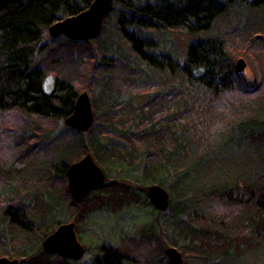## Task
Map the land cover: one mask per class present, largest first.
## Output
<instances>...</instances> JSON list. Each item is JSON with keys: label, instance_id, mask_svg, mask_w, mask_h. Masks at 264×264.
Returning a JSON list of instances; mask_svg holds the SVG:
<instances>
[{"label": "trees", "instance_id": "16d2710c", "mask_svg": "<svg viewBox=\"0 0 264 264\" xmlns=\"http://www.w3.org/2000/svg\"><path fill=\"white\" fill-rule=\"evenodd\" d=\"M93 1L0 0V116H21L6 128L18 132L15 143L23 140L18 148L31 139L19 132L29 126L26 119L36 123L42 139L35 146H42L45 133L73 112L88 82L101 112L97 121L104 120L87 132L65 125L73 158L57 166L55 155L41 148L49 163L30 162V151H18L16 168H7L13 138L7 135L6 145L0 136V251L28 257L23 264H46L44 256L54 253L17 247L64 223L49 224L50 213L69 201V164L90 152L112 179L82 203L71 199L66 211L75 207L76 223L106 206H152L147 185L159 184L174 199L167 217L168 210L149 213L155 220L149 223V264H167L164 237L182 249L185 264H264V159L255 172L216 173V160L205 156L221 141L229 145L239 137L264 147V74L248 80L236 70L235 40L226 29L237 8L257 12L239 38L251 42L252 55L264 66V0H113L99 37L52 38L63 45L54 52L46 45V53L53 52L50 66L36 63L48 28ZM176 31L190 36L184 54L167 46ZM51 68L55 79L47 92ZM139 96L144 102L137 105ZM198 164L205 167L192 173ZM140 247L121 248L122 255L115 243H106L103 259L92 264H134L144 254Z\"/></svg>", "mask_w": 264, "mask_h": 264}, {"label": "rangeland", "instance_id": "374dc122", "mask_svg": "<svg viewBox=\"0 0 264 264\" xmlns=\"http://www.w3.org/2000/svg\"><path fill=\"white\" fill-rule=\"evenodd\" d=\"M259 15L257 12L249 11L245 8H237L235 10V13H232L229 17L228 26H226L227 32L229 33V38L231 40H235L232 44L234 45L233 49V55L236 57L235 64L237 60L244 59L246 61V70L242 72L245 77L248 80H253L254 76L257 72H259L261 75L264 74V66L258 58H255L252 49L255 47L251 45V42H245L242 38H239L241 34L245 33V29L248 30L252 27L253 21H247V19L250 16H256ZM238 34V35H236ZM169 41H168V48L176 49L178 48L181 53L184 54V51L190 42V36H188L186 33L183 32H174L172 35L169 34ZM51 36L49 35V32L45 33L42 42L40 43L41 47L45 46V48L42 50V52L39 51L37 53V56L35 58L36 63H42L44 65H49L48 59L52 57V53L57 50L61 45H63V42L61 44H52L51 43ZM259 42H256V44ZM46 45L50 49H53V52L48 54L46 53ZM258 47V46H256ZM261 48L262 47H258ZM55 54V53H54ZM264 54V53H263ZM51 55V56H50ZM55 74L52 71V68L47 74L46 82H45V89L47 92H50V89H52V85L54 83ZM91 87V88H90ZM81 89V88H80ZM94 90L93 85L88 82L84 85V89H82L80 93L88 92L89 96L91 98V102L93 105V109L95 112V122L94 124H100L99 122H104L103 119L100 121H97V114L101 115V112L96 110L95 106V100L94 95L92 91ZM126 98V96H125ZM136 99L134 102H136L137 105H140L144 102L141 97H135ZM11 116H5V118L2 119V116H0V136L3 137L4 142L6 145H9V140L7 139V135L11 134V138L15 137L17 133H13L11 130H6V128H9L11 126L17 125V118L20 121V115L18 116V113H9ZM15 116L14 119H12L13 115ZM29 126L26 128L25 131L21 130L19 131L24 135L25 137L30 136L31 139L28 142V146L23 148H18V143L20 141H23L18 139V142L15 143V139L11 141L10 147L8 148L7 154L11 152V157L7 161H9L7 168L15 167L14 165H17V159H16V153L18 151H22V153L30 151V154L32 155V158L30 159V162H33L35 160V163H43L47 164L50 162L51 159H48L46 157V154L41 153V148L45 150V153L51 155L54 154L55 158L52 160L56 162V166L59 165L60 162H63L65 160H69L73 158V149L70 145H67L64 141L65 136H67V129L65 126V123L63 121H60L59 125L57 124L56 127L49 130V132H46L45 139L43 140L42 146H35L37 142L41 141V133L36 129V123L33 121H28L26 119ZM93 124V125H94ZM20 125V124H19ZM20 127V126H19ZM49 129V128H48ZM40 134V135H39ZM17 146V147H16ZM21 147V146H20ZM62 147L63 153L60 154L58 152V148ZM90 153V152H87ZM84 155H80V160ZM57 154V155H56ZM6 155V154H5ZM205 156L213 158L216 160L215 166L217 168L216 173H226L227 170L234 172L236 170L245 169L248 170V172L255 170H259L260 166L262 164V160L264 159V147L263 145L260 146H250L248 143L243 142V140L239 137L237 140L232 141L229 145H225L224 141H221L218 146H215L213 151H211L209 154H206ZM34 157V159H33ZM1 159V155H0ZM207 159V158H206ZM26 160V159H25ZM76 160V161H78ZM97 161V160H96ZM1 162V161H0ZM46 162V163H45ZM73 163V162H72ZM97 163L102 167V169L105 171L106 176L108 180L112 179L110 178V173L106 171V168L103 164L97 161ZM71 164V163H70ZM204 164H207L204 162ZM204 164L197 165L192 168V173H198L202 168H204ZM38 167V166H37ZM40 167V166H39ZM229 167V169H227ZM107 180V179H106ZM17 183V182H16ZM106 183V181H105ZM1 180H0V187H1ZM66 189L68 191V180L65 184ZM150 185H147V189ZM167 189V188H166ZM167 191L170 194V198L173 201V196H171L172 191ZM69 193V191H68ZM147 193V192H146ZM69 195V201L72 197ZM99 195H102L99 194ZM50 200V197H49ZM68 203L64 202V205L62 209H53L50 213V219L48 221L49 224L51 222H54L56 220H59L60 218L63 220L64 223L68 222H75L74 217V210L75 207H71L68 211H66V208L68 209ZM95 201H90L87 203L89 206H93ZM139 206V207H138ZM83 207V206H82ZM153 210L152 206L149 207H142L140 205H128L124 206L122 209L117 210L115 208H110L106 206L102 210H96L93 211L92 214L87 219V222H78L76 223V234L79 242L85 247L86 253L84 257L80 261H74L72 259L63 260L59 255L57 254H48L45 255L43 258V261L46 264H92L96 258L101 256V247L106 243H115L117 247H119L118 251L123 255L124 253L121 251V248L125 251L127 247L131 246H141V251L144 252L143 256H139L134 264H149V223L155 221L154 216H149V213ZM117 210V211H114ZM170 210L167 211L165 214L167 217ZM152 213V212H151ZM59 225L54 226V230L52 232H48L49 234L44 236L43 233L41 234L43 238H39V240H35L34 242L20 244L17 247L18 252L24 250L25 248H33L34 251L37 250V247L42 248V242L43 240L52 234ZM44 229V228H43ZM45 231V230H44ZM162 244L164 246V250L171 245L169 243V240L167 237L162 238ZM13 245H8L7 249L9 247H12ZM145 247H148V250L145 249ZM176 247L181 253H184L182 249L179 246ZM0 257H6L9 259H19L21 261V264H23V261L28 258L24 255H20V253H17L15 251L10 250H3L0 251Z\"/></svg>", "mask_w": 264, "mask_h": 264}, {"label": "water", "instance_id": "95a60500", "mask_svg": "<svg viewBox=\"0 0 264 264\" xmlns=\"http://www.w3.org/2000/svg\"><path fill=\"white\" fill-rule=\"evenodd\" d=\"M113 0H94L90 7L77 15L57 21L48 28L51 38L65 36L71 40L88 41L100 36L107 15L112 10ZM246 61L237 60L235 67L240 73L246 70ZM95 122V112L88 92L80 93L75 101L73 112L64 120L66 126L80 132L89 131ZM105 171L97 163L91 153L80 160L69 164L67 168L68 191L77 203L89 193L105 184ZM154 209L165 212L170 207V194L159 184L150 185L146 193ZM45 251L52 252L64 259L81 260L85 255V247L79 242L76 234V223L68 222L58 228L43 242ZM167 264H185L183 253L176 247L165 249ZM0 264H21L19 259L0 257Z\"/></svg>", "mask_w": 264, "mask_h": 264}, {"label": "flooded vegetation", "instance_id": "af4514ba", "mask_svg": "<svg viewBox=\"0 0 264 264\" xmlns=\"http://www.w3.org/2000/svg\"><path fill=\"white\" fill-rule=\"evenodd\" d=\"M94 190H95V189H94ZM94 190H92V191H94ZM92 191H91V192H92ZM91 192H90V193H91ZM90 193H89V194H90ZM70 196H71V195H70ZM72 200H73V199H72ZM73 201H74V200H73ZM83 201H84V200H83ZM83 201H82V202H83ZM62 224H64V223H62ZM85 253H86V249H85ZM103 256H104V255H103ZM103 256H102V254H101V256H99L98 258H96L95 261H98V260L103 259ZM72 260H73V259H72ZM74 261H75V260H74ZM79 261H80V260H79ZM95 261H94V262H95ZM167 261H168V260H167Z\"/></svg>", "mask_w": 264, "mask_h": 264}]
</instances>
